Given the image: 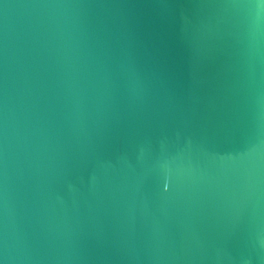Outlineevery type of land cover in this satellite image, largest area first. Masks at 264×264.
<instances>
[{
  "label": "water",
  "instance_id": "95a60500",
  "mask_svg": "<svg viewBox=\"0 0 264 264\" xmlns=\"http://www.w3.org/2000/svg\"><path fill=\"white\" fill-rule=\"evenodd\" d=\"M0 0L3 264H264V10Z\"/></svg>",
  "mask_w": 264,
  "mask_h": 264
},
{
  "label": "snow or ice",
  "instance_id": "6c2138e0",
  "mask_svg": "<svg viewBox=\"0 0 264 264\" xmlns=\"http://www.w3.org/2000/svg\"><path fill=\"white\" fill-rule=\"evenodd\" d=\"M247 6L264 10V0H248ZM0 264H3V262L0 261Z\"/></svg>",
  "mask_w": 264,
  "mask_h": 264
}]
</instances>
